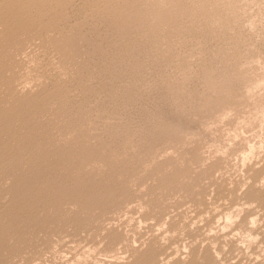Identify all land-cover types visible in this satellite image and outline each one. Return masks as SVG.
Masks as SVG:
<instances>
[{
	"label": "rangeland",
	"instance_id": "1",
	"mask_svg": "<svg viewBox=\"0 0 264 264\" xmlns=\"http://www.w3.org/2000/svg\"><path fill=\"white\" fill-rule=\"evenodd\" d=\"M263 112L264 0H0V264H264Z\"/></svg>",
	"mask_w": 264,
	"mask_h": 264
},
{
	"label": "bare ground",
	"instance_id": "2",
	"mask_svg": "<svg viewBox=\"0 0 264 264\" xmlns=\"http://www.w3.org/2000/svg\"><path fill=\"white\" fill-rule=\"evenodd\" d=\"M6 11V10H5ZM17 20V19H16ZM264 113V112H263ZM256 115V114H255ZM250 148H247L248 150H249V152L251 153L252 151H253V149L251 148V147H253V146H249ZM247 150V151H248ZM247 151H246V153H247ZM244 156V155H243ZM229 215V214H228ZM227 216V215H226ZM229 219H230V216H229ZM229 221V220H228ZM230 222V221H229Z\"/></svg>",
	"mask_w": 264,
	"mask_h": 264
}]
</instances>
